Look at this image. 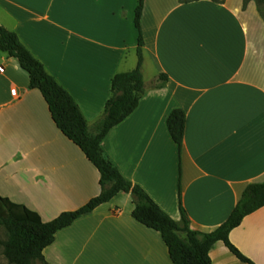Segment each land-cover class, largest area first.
Wrapping results in <instances>:
<instances>
[{
    "label": "crops",
    "instance_id": "0c3cea01",
    "mask_svg": "<svg viewBox=\"0 0 264 264\" xmlns=\"http://www.w3.org/2000/svg\"><path fill=\"white\" fill-rule=\"evenodd\" d=\"M135 6L136 0H0V25L69 93L93 133L111 78L137 64ZM140 27L144 90L101 148L177 222L180 183L190 228L208 232L227 219L247 184L264 180V21L254 1L244 7L243 0H144ZM0 66V195L48 222L99 195L100 175L57 129L17 61L0 51ZM174 108L185 112L180 162L165 124ZM132 208L130 193L120 192L76 219L43 250L44 263L172 264L159 233L135 221ZM229 240L264 264V206L246 215ZM208 255L211 264H245L222 241Z\"/></svg>",
    "mask_w": 264,
    "mask_h": 264
},
{
    "label": "trees",
    "instance_id": "16d2710c",
    "mask_svg": "<svg viewBox=\"0 0 264 264\" xmlns=\"http://www.w3.org/2000/svg\"><path fill=\"white\" fill-rule=\"evenodd\" d=\"M250 1L254 0H243V6ZM143 4L144 0H136L133 18L137 30V64L134 69L116 73L111 78L110 96L93 133L88 131L87 122L69 93L45 70L43 64L24 46L16 33L0 25V51L14 58L28 74V87L41 93L57 129L79 147L97 169L101 187L99 195L84 205L75 210L63 211L48 222H43L37 212L25 205L0 195V228L6 233V238L0 240V246L7 264H45L43 250L54 242L55 234L59 230L110 201L120 192L131 195V217L159 233L172 264H211L208 253L217 241H222L241 262L255 264L230 242L229 233L246 215L264 206V180L247 184L227 219L213 230L204 232L189 226L180 201V183L177 193L180 221L177 222L161 210L140 186L125 179L103 153L102 140L112 127L136 109L144 90L141 73L143 36L140 27ZM166 78L163 73L158 75L161 82L166 81ZM165 124L177 147L180 162L185 126L184 110L172 109L166 116Z\"/></svg>",
    "mask_w": 264,
    "mask_h": 264
},
{
    "label": "rangeland",
    "instance_id": "374dc122",
    "mask_svg": "<svg viewBox=\"0 0 264 264\" xmlns=\"http://www.w3.org/2000/svg\"><path fill=\"white\" fill-rule=\"evenodd\" d=\"M254 3L256 5V9L258 11V14L261 16V18L264 21V1L261 0H254ZM148 74L152 73V70H148ZM6 238V233L5 231L0 228V240L5 239ZM38 264H40L39 262H37ZM0 264H7L5 258L2 255V247L0 246Z\"/></svg>",
    "mask_w": 264,
    "mask_h": 264
},
{
    "label": "built area",
    "instance_id": "2783aa9c",
    "mask_svg": "<svg viewBox=\"0 0 264 264\" xmlns=\"http://www.w3.org/2000/svg\"><path fill=\"white\" fill-rule=\"evenodd\" d=\"M3 71H4L3 66H0V73L3 72ZM13 91H14V90H13ZM13 93H15V91H14Z\"/></svg>",
    "mask_w": 264,
    "mask_h": 264
}]
</instances>
